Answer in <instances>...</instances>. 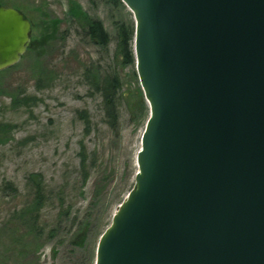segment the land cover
Wrapping results in <instances>:
<instances>
[{
	"label": "water",
	"instance_id": "1",
	"mask_svg": "<svg viewBox=\"0 0 264 264\" xmlns=\"http://www.w3.org/2000/svg\"><path fill=\"white\" fill-rule=\"evenodd\" d=\"M148 105L94 264H264V0H120ZM31 24L0 4V71Z\"/></svg>",
	"mask_w": 264,
	"mask_h": 264
},
{
	"label": "rangeland",
	"instance_id": "2",
	"mask_svg": "<svg viewBox=\"0 0 264 264\" xmlns=\"http://www.w3.org/2000/svg\"><path fill=\"white\" fill-rule=\"evenodd\" d=\"M0 2L19 8L32 23L29 48L15 65L0 71V262L94 264L91 232L109 225L134 184L135 156L148 115L135 67L117 63L114 57L116 24L134 25L132 13L112 0ZM73 2L101 22L109 37L106 47L77 24L69 11ZM107 70L116 72L121 83L117 133L101 123V98L91 90L93 79ZM82 110L92 120L90 132H85L78 116ZM81 146L95 159L83 185L74 174ZM28 172L41 173L54 189L68 183L75 219L62 220L53 237L27 236L28 249L20 255L8 248L15 222L12 213L27 199ZM9 182L15 193L3 188ZM57 212L56 207L43 210L46 229L57 224ZM80 221L89 223V236L81 244L76 236Z\"/></svg>",
	"mask_w": 264,
	"mask_h": 264
},
{
	"label": "trees",
	"instance_id": "3",
	"mask_svg": "<svg viewBox=\"0 0 264 264\" xmlns=\"http://www.w3.org/2000/svg\"><path fill=\"white\" fill-rule=\"evenodd\" d=\"M112 1L115 4L119 3L123 5L120 0ZM70 7V14L76 22H78L77 24L84 28L89 38L97 42L100 47H106L109 37L101 22L97 19L89 18L87 14L81 10L79 5L74 2L70 5ZM133 33V22H130L128 25L124 23L116 24L117 40L114 57L117 63L120 61L124 65L128 64L134 66ZM120 85L121 83L119 81L118 74L110 70L105 72L101 71L100 75L96 76L91 83L92 92L98 94L102 102L100 110L102 111L103 116L100 121L113 133H117L119 129ZM78 116L83 122L85 132H90L92 129V120L87 111H79ZM78 154L80 158L78 161V167L75 169L74 174L76 177L79 176V181L81 182V185H83L89 176V171L93 166L95 159L91 153L84 150V146H81V151ZM24 182L27 199L20 208L15 209L12 213L15 222L14 226L10 228L12 231L11 243L8 248L17 249L20 255L28 249V243L26 241L27 236H32L34 239L43 234L48 237H53L55 235V231L57 230V225H59L62 220H70L73 222L75 219L72 214L73 195L71 192L68 193L66 191L68 183L62 187H57V189L51 188L45 183L43 175L38 172L26 173L24 176ZM6 187H8L7 189H9L12 193L16 192V189L10 182L6 183V185L4 184L3 188ZM55 207L58 209L57 224L46 229L41 222L42 212L45 208ZM104 228L98 232H95V230L91 232L93 234V248L91 249H95L97 241L96 238H98ZM77 229H79V232L76 236L81 237V240L79 241V244H81V241H84L86 235L89 234V223L87 221H80L77 224ZM0 264L6 263L3 260Z\"/></svg>",
	"mask_w": 264,
	"mask_h": 264
},
{
	"label": "flooded vegetation",
	"instance_id": "4",
	"mask_svg": "<svg viewBox=\"0 0 264 264\" xmlns=\"http://www.w3.org/2000/svg\"><path fill=\"white\" fill-rule=\"evenodd\" d=\"M0 4H2V5H4V6H10V5H6V4H4L3 2H0ZM12 7H15V6H12ZM15 8H17V7H15ZM17 9H19V8H17ZM20 10V9H19ZM23 14H24V16H26V14L22 11V10H20ZM27 17V16H26ZM28 18V17H27ZM28 20L30 21V19L28 18ZM30 24H31V26H32V23H31V21H30ZM31 43V42H30ZM29 46H30V44H29ZM29 46H28V48H29ZM27 48V49H28Z\"/></svg>",
	"mask_w": 264,
	"mask_h": 264
}]
</instances>
